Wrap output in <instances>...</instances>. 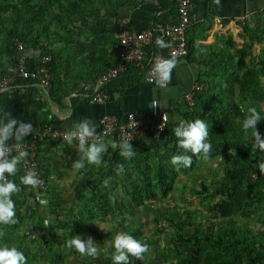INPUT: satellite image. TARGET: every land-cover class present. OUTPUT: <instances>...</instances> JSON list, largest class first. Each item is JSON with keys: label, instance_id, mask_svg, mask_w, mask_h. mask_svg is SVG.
<instances>
[{"label": "trees", "instance_id": "16d2710c", "mask_svg": "<svg viewBox=\"0 0 264 264\" xmlns=\"http://www.w3.org/2000/svg\"><path fill=\"white\" fill-rule=\"evenodd\" d=\"M141 1L0 0V78L16 66L15 42H20L26 53L38 51L39 56L50 57L46 65L52 76L48 95L53 100L61 101L81 83L95 81L115 64L110 51L115 50L118 43L116 35L121 13L134 9ZM156 11L160 14L153 17L149 26L151 29L158 30L166 24L176 23L177 0H159ZM257 17L262 19V24L251 26L246 22L242 25L248 37L243 50L231 53L229 49H224L220 55L215 53L214 59L208 63L199 62L207 70L198 76L196 83L203 84L205 89L195 94L194 105L187 106L182 98V109H177L181 120L200 118L208 124L212 150L207 158L188 152L187 155L192 157L190 166L171 163V157L183 154L184 150L178 147L173 135V128L179 122L170 119L165 131L159 135L148 133L129 142L136 153L131 160L125 161L119 155L118 148L114 150L109 146L99 167L86 164L83 169H72V163L79 157L77 142L68 144L46 139L39 144L37 163L45 193L54 191L50 184L53 171L41 161L45 152L58 148L60 153L56 161H63L67 173L76 171L82 176L73 183V203L65 222L58 227L61 231H70L72 237L78 233L83 222L106 218L116 221L124 233L147 245V251L139 259L130 257V264H150L146 259L148 248L157 246L160 235L165 233L171 245V248H167L168 253L175 259L172 264H260V260L264 259V171L260 170L259 164L264 162V149L253 143L251 130L245 132L241 123L248 108L256 107L262 116L256 129L264 133V10L251 18ZM157 36L159 34L155 33L154 40ZM51 45L58 47L53 53L54 47L49 49ZM254 45L260 46L259 56L252 53ZM166 49L158 48L153 43L145 53L165 54ZM189 50L192 48L188 45L185 57L191 53ZM132 69L133 73L130 72ZM62 71L73 75L70 88H66L64 84L67 83L60 80ZM131 75L134 76L130 80ZM144 75L145 63L131 64L124 74L104 86L109 88L115 82L122 86L123 83L133 85L141 81ZM23 83L34 84L35 81L18 79L14 86ZM8 96L9 93H0V101H7ZM203 159L217 160L222 171L220 178L210 182V189L201 184L198 192L200 198L213 201L208 211L210 219L204 223H185L180 217L174 220L167 216L166 221L172 224L173 233H167L158 220L157 229L147 235H142V221L135 227L125 224V219L134 214V208L165 200L177 179L181 175L189 176ZM121 164L124 172L117 174L116 170ZM17 169L14 176L6 174L7 179L19 187V191L11 197L17 222L12 225L0 224V244L14 242L13 245L23 251L26 264H31L38 259V255L36 257L30 253L29 243L32 240L27 235L29 232L33 234L35 228L41 232L46 257L50 256L52 261L61 260L60 255L58 258L52 256L56 248L54 243H50L58 233H51L53 225L45 227L41 217L47 213V209H44L46 205L42 201H36L33 206L28 204L30 198H34V191L20 182L24 172L19 164ZM105 179L109 181L108 186L103 183ZM253 215H258L256 235L252 227L244 222L253 220ZM160 216L163 218V214ZM21 228H25L28 234H23ZM157 255L163 258L161 253ZM90 264H112L110 252L94 258Z\"/></svg>", "mask_w": 264, "mask_h": 264}, {"label": "crops", "instance_id": "0c3cea01", "mask_svg": "<svg viewBox=\"0 0 264 264\" xmlns=\"http://www.w3.org/2000/svg\"><path fill=\"white\" fill-rule=\"evenodd\" d=\"M263 6L264 0L193 1L190 8L191 25L186 32L187 43L189 48H192L189 50L191 53L188 57H176L177 64L172 69L170 79L163 88L146 83L144 78L139 82H133V85L123 83L122 86L121 83L115 82L109 88L104 86V91L108 96L107 101L102 105H94L84 98L72 97L71 93L61 101L53 100L49 95H45L37 85L23 83L4 92L9 93L10 96L7 101H2L3 99L2 102L0 101V118L6 120L8 114L10 118L31 123L33 131L24 137L21 144L29 141L31 136L43 127L50 126L65 132L84 118L90 119L97 131L99 119L104 114L125 116L128 112L166 111L172 122H179L181 117L178 116L177 109H182L184 94L197 82L198 76L207 70L199 62L208 63L214 58L215 53L220 55V51L224 49H229L231 53L243 50L248 43V37L242 27L245 23L237 20L242 18L246 12H252V17L256 14L260 15ZM159 14L156 7L142 0L134 9L124 10L121 13L120 21L127 20V27L132 30L151 29L149 26L153 22V17ZM258 18H251L248 24L251 26L262 24V19ZM54 46L51 45L49 49ZM57 48L54 47L52 53ZM110 53L115 61L116 51L112 50ZM252 53L254 56H259L260 46L254 45ZM38 55V51L27 52L30 64L35 62ZM133 70L130 72L133 73ZM72 76L70 72L62 71L60 80L62 83H67L64 84L66 88L72 86ZM133 76L131 75L130 80ZM7 143L12 145L14 141L10 139ZM58 153H60L58 148H54L53 152H45L41 156L44 165L47 164L53 171L51 177L56 170H60L56 161ZM214 164L220 165L218 162ZM56 187L57 182L53 186V192L45 193L43 202H52L53 199H56V195H58L55 192ZM253 217V220L244 222L247 226L252 227L253 233L256 235L258 215H253ZM259 263L264 264V259H261Z\"/></svg>", "mask_w": 264, "mask_h": 264}, {"label": "built area", "instance_id": "2783aa9c", "mask_svg": "<svg viewBox=\"0 0 264 264\" xmlns=\"http://www.w3.org/2000/svg\"><path fill=\"white\" fill-rule=\"evenodd\" d=\"M145 3L154 7L159 5V0H143ZM193 1L203 2L206 0H177V21L174 24H166L159 30L145 29L132 30L129 29L128 21L125 19L119 20L117 25L116 38V59L115 64L108 71L91 83H81L79 87L72 92L74 98H84L90 104L102 105L107 101V94L103 87L109 81L118 78L124 74L128 66L131 64L145 63L144 81L148 84L165 87L166 83H157L156 76L152 71L154 61L158 59L177 57L183 58L188 53V43L186 32L191 25L190 8ZM264 10V6L262 7ZM252 12H246L245 15L238 19V22L248 23L251 21ZM159 36L168 43L169 47L166 53L151 52L146 55L145 50L154 43V35ZM17 51L16 66L9 74L0 78V93L12 90L18 79H31L45 95L49 94L52 85V76L46 67L50 61L49 56H39L30 64L27 53L24 51L23 44L15 42ZM205 89L203 84L195 83L193 87L184 94L183 102L187 106L194 105L195 94ZM169 122L168 113L166 111H158L153 113L128 112L123 119L116 115L104 114L99 119V128L96 131L97 135L102 136L105 141H116L117 143L123 140L133 141L135 138H141L148 133L159 135L164 132ZM64 131L53 127H43L39 132L33 134L31 139L22 143L20 148H12L10 152L4 154L5 158L15 156L19 151H27L28 155L20 162V168L24 174L28 171L35 172L41 179L42 183L37 187H31L34 191V198H30L28 204L33 206L37 201H43L45 196V184L42 175L38 170L37 153L38 146L44 140L65 141L63 137ZM76 142V141H73ZM111 147V145L109 144ZM256 174L254 175V177ZM3 179H7L5 174Z\"/></svg>", "mask_w": 264, "mask_h": 264}, {"label": "clouds", "instance_id": "9594fccd", "mask_svg": "<svg viewBox=\"0 0 264 264\" xmlns=\"http://www.w3.org/2000/svg\"><path fill=\"white\" fill-rule=\"evenodd\" d=\"M154 44L161 49L169 47L161 36L155 38ZM176 64L177 60L174 56L154 61L152 71L156 76V82L167 83ZM261 120V112L256 107H249L247 115L241 123L245 132L251 130L253 143L260 149H264V133H260L256 129L257 123ZM32 131L31 123L10 118L8 114L6 120L0 118V224L12 225L17 222L15 204L11 197L13 193L19 191V187L14 181L3 178L5 174L8 176L16 175L18 164L28 155V152L19 151L11 158H5L4 154L10 152L14 147H22L21 142L24 141V137ZM173 135L178 147L184 150L183 154H176L171 157V163L174 165L188 167L192 163V157L187 155L188 152L202 154L207 158L212 150L208 124L200 118L180 120L173 128ZM63 137L68 144H72L73 141L77 142L79 157L72 163L73 170L83 169L86 164L102 166L103 154L108 150L109 144L112 149H119V155L125 161L131 160L136 155L129 140H123L119 143L105 141L102 136L97 135L95 125L87 118L76 122L63 133ZM10 139L14 141V144L9 145L7 143ZM259 168L264 171V162L259 164ZM116 171L117 174L123 173V164L118 166ZM20 182L32 187H37L42 183L33 171H28L21 176ZM108 182V179L103 181L105 186H108ZM66 245L75 249L82 256L95 258L98 254L97 244L91 237L82 238L80 235H74L66 241ZM107 249L112 250L110 252L112 264H130V257L139 259L147 251V245L132 235L119 232L109 242ZM0 264H26V257L18 247L0 244Z\"/></svg>", "mask_w": 264, "mask_h": 264}, {"label": "rangeland", "instance_id": "374dc122", "mask_svg": "<svg viewBox=\"0 0 264 264\" xmlns=\"http://www.w3.org/2000/svg\"><path fill=\"white\" fill-rule=\"evenodd\" d=\"M216 161L201 160L197 167L191 171L189 176L181 175L177 179L176 183H174L173 189L169 192V195L165 200L161 199L157 203L134 208V214L125 219V224L135 227L140 221H142L144 223V226L142 227V235H147L150 234L151 231L157 229L158 220L167 233H173L174 228L172 224H169V222L166 221L167 216L175 218L174 220H177L180 217L185 223H204L210 219L211 215L208 211L213 205V201L207 198H200L198 192L201 190V184H205V186H208L209 188L211 181L221 177L222 171L220 170V166L214 164ZM60 162H58L60 170H56L50 180V184L53 186L55 182H57L55 192L58 196H56V199L52 200L51 204L50 201L41 202L46 205L44 209H47V213L41 217L45 227L50 228V225H53L54 229L51 230V233H58L52 237L50 243H54V247L56 248L52 256L58 258L57 256L60 255L62 259L52 261L50 260V256L46 257V253H44L45 249L43 247L44 241L41 239V232L34 228L33 230H35V232L33 234L29 232V235H27L30 237V240H32V243L30 241H27V243L30 242V253L32 255L35 254V256L38 255V259L32 261L31 264H90L94 258L82 256L75 251V249L66 245V241L70 238V231H61L58 228L59 225L65 222L69 207L73 203V183L78 182L82 177L81 175H78L76 171L67 173L63 161L60 160ZM162 214L163 218L160 216ZM20 231L23 234L27 233L25 228L23 230L21 228ZM119 232L124 233V231L118 227L116 221L106 218L101 221L96 220L81 223L76 235H80L82 238L91 237L98 247V254L95 258H100L112 251L111 249L106 250L107 245L113 239L115 234ZM36 233L37 236H34ZM19 235L22 236L21 234ZM18 237L19 236L16 238ZM160 237V242L157 246H149L146 259L150 264L160 261L162 264H172L175 259H173L168 253L167 248H171V245L169 244V236L165 233L161 234ZM0 242L2 243V240H0ZM13 243L14 242H6L9 246H14ZM159 253H161L163 258L157 255ZM42 254L44 255V258H42ZM43 259H46V261Z\"/></svg>", "mask_w": 264, "mask_h": 264}]
</instances>
